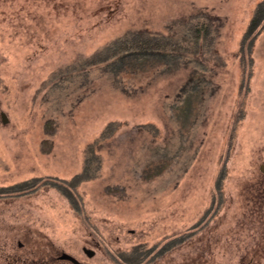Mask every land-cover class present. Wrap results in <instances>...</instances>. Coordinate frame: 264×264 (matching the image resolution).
<instances>
[{
	"label": "rangeland",
	"instance_id": "1",
	"mask_svg": "<svg viewBox=\"0 0 264 264\" xmlns=\"http://www.w3.org/2000/svg\"><path fill=\"white\" fill-rule=\"evenodd\" d=\"M263 1L0 0V264H264ZM196 19L188 65L97 60Z\"/></svg>",
	"mask_w": 264,
	"mask_h": 264
},
{
	"label": "trees",
	"instance_id": "2",
	"mask_svg": "<svg viewBox=\"0 0 264 264\" xmlns=\"http://www.w3.org/2000/svg\"><path fill=\"white\" fill-rule=\"evenodd\" d=\"M263 12L264 1L258 7L249 30H255L260 20L258 18ZM209 27L206 19H196L186 25L185 32H175L170 36L130 32L129 35L120 36L112 44L106 46L104 55L97 60L104 63L103 70L109 71L116 81L120 80L118 75L140 73L148 67H162L160 72H171L182 64L188 65L191 58H196L197 54L194 55L191 52H198L201 47L199 45L200 38H205L208 35ZM176 34L177 36H174ZM181 34L185 36L181 38ZM188 54L192 57H189ZM199 85V79L194 72H191L183 84L182 93H177L176 96L181 101L188 100L189 102L196 94ZM121 89L126 90V87L121 85ZM111 128L112 123L106 126L102 135Z\"/></svg>",
	"mask_w": 264,
	"mask_h": 264
},
{
	"label": "water",
	"instance_id": "3",
	"mask_svg": "<svg viewBox=\"0 0 264 264\" xmlns=\"http://www.w3.org/2000/svg\"><path fill=\"white\" fill-rule=\"evenodd\" d=\"M0 115H1V120H2V122H3V123L7 122V117H6L5 113L1 112ZM259 171H260L261 173L264 174V163H261V164L259 165ZM83 251H84V252L86 253V255H88V256L93 255V251H92L91 249H88V248L84 247V248H83ZM57 258H59V259H61V260H67V261H69V262L72 263V264H87V263H85V262H82V261L78 260L76 257H74L73 255H71V254H69V253H66V252H61V253L58 255Z\"/></svg>",
	"mask_w": 264,
	"mask_h": 264
}]
</instances>
